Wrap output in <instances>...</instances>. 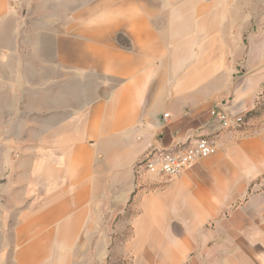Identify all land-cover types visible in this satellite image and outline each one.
I'll return each instance as SVG.
<instances>
[{
    "label": "crops",
    "instance_id": "obj_1",
    "mask_svg": "<svg viewBox=\"0 0 264 264\" xmlns=\"http://www.w3.org/2000/svg\"><path fill=\"white\" fill-rule=\"evenodd\" d=\"M254 1L0 0V264H264V109L212 115L264 90Z\"/></svg>",
    "mask_w": 264,
    "mask_h": 264
},
{
    "label": "built area",
    "instance_id": "obj_2",
    "mask_svg": "<svg viewBox=\"0 0 264 264\" xmlns=\"http://www.w3.org/2000/svg\"><path fill=\"white\" fill-rule=\"evenodd\" d=\"M222 106V103L217 104L212 110V115L224 129H239L246 124L249 118L259 116L247 118L245 115L223 110ZM218 147L219 138L217 136L201 135L193 141L178 144L170 149L150 148L136 164V171L139 175H159L162 178L172 179L190 169L199 160L215 154Z\"/></svg>",
    "mask_w": 264,
    "mask_h": 264
},
{
    "label": "rangeland",
    "instance_id": "obj_3",
    "mask_svg": "<svg viewBox=\"0 0 264 264\" xmlns=\"http://www.w3.org/2000/svg\"><path fill=\"white\" fill-rule=\"evenodd\" d=\"M253 4L255 7V13H259V16L255 17L254 28L251 30V32L246 33V36L254 34L256 38H259L261 41H264V0H255ZM258 5L259 9H257ZM258 102L259 106H264V90L262 92V97H260Z\"/></svg>",
    "mask_w": 264,
    "mask_h": 264
},
{
    "label": "trees",
    "instance_id": "obj_4",
    "mask_svg": "<svg viewBox=\"0 0 264 264\" xmlns=\"http://www.w3.org/2000/svg\"><path fill=\"white\" fill-rule=\"evenodd\" d=\"M261 97H262V94H261ZM261 109L263 110L264 106L261 107V106L257 105L256 109L247 112L246 117L248 118V117L255 116V115L259 114L261 112Z\"/></svg>",
    "mask_w": 264,
    "mask_h": 264
}]
</instances>
